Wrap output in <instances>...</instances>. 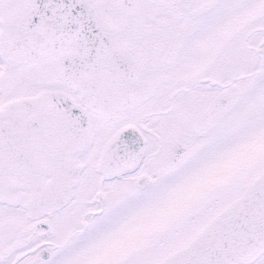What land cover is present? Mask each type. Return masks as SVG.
Returning <instances> with one entry per match:
<instances>
[{
  "label": "snow or ice",
  "instance_id": "6c2138e0",
  "mask_svg": "<svg viewBox=\"0 0 264 264\" xmlns=\"http://www.w3.org/2000/svg\"><path fill=\"white\" fill-rule=\"evenodd\" d=\"M0 264H264V0H0Z\"/></svg>",
  "mask_w": 264,
  "mask_h": 264
}]
</instances>
